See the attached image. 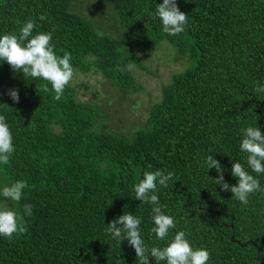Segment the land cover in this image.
<instances>
[{"label": "trees", "instance_id": "1", "mask_svg": "<svg viewBox=\"0 0 264 264\" xmlns=\"http://www.w3.org/2000/svg\"><path fill=\"white\" fill-rule=\"evenodd\" d=\"M106 2L120 39L94 26L83 0H0V36L19 35L31 19L33 36L51 33L56 54L71 53L74 73L100 74L126 94L138 89L134 68L163 41L189 65L163 87L145 125L127 136L102 130L99 106L80 100L72 81L57 101L47 81L0 60V115L15 148L0 164V209L15 211L27 229L12 240L0 236V264H139L128 241L107 232L128 213L142 218L149 249L184 231L194 249L210 253L207 264H264V192L251 194L246 205L232 199L205 164L208 155L218 160L231 187L239 162L264 188V174L248 167L240 149L242 128L264 133V92L253 91L264 86V0H176L188 19L176 36L153 15L163 0ZM128 64L132 71L118 70ZM45 84L50 91H41ZM10 90H18L19 102ZM157 170L175 174L155 193L175 223L164 240L151 232L153 205L136 200L133 190L145 171ZM17 181L27 182L21 200L3 197L2 189ZM25 204L33 206L31 216Z\"/></svg>", "mask_w": 264, "mask_h": 264}, {"label": "clouds", "instance_id": "2", "mask_svg": "<svg viewBox=\"0 0 264 264\" xmlns=\"http://www.w3.org/2000/svg\"><path fill=\"white\" fill-rule=\"evenodd\" d=\"M162 21L163 32L169 36H176L185 30L188 23L187 15L183 13L176 0H163L158 4L155 13ZM40 19H45L41 16ZM19 24L20 22L17 21ZM35 22L31 19L26 21L20 28L19 35L4 34L0 36V60L7 62L16 72H22L24 77L39 78L47 81L54 91V99L59 101L66 86L73 79L74 69L70 63L71 53L63 51V56L56 54L55 46L51 44L52 34L40 32L32 35ZM147 27V26H146ZM26 42V43H24ZM134 64L120 67L118 70L132 71ZM41 91L48 92L47 84L41 85ZM255 93L264 92V86L257 84L253 90ZM11 99L19 102L18 90H10L8 93ZM30 126V125H29ZM243 139L240 144L242 152L247 153L246 162L248 167L256 174H264V133L258 127H246L241 129ZM15 151L13 137L6 123L5 117L0 115V164L7 165L10 157ZM208 169L215 168L219 173L215 179L216 185L221 186L222 191H230L232 199H236L243 204L248 203L251 194L260 191L264 192L260 181L245 170L241 163H233L232 175L238 178V184L229 186L224 179V169L220 162L208 155L205 160ZM151 167V166H149ZM173 172L165 174L164 171H145L143 179L133 187L136 200L143 201L144 204H151L152 221L154 227L151 232L158 240H164L169 235V230L175 228L174 218L166 215L159 203L156 193L157 185L167 187L168 181L173 179ZM27 187L26 181H17L11 186L2 189V195L12 201L19 202L22 198L23 190ZM24 213L28 216L32 214V205L25 204ZM141 217H136L131 213L123 214L108 224L107 232L117 241L127 240L134 248L139 264H149V258H155L156 264L166 261V264H207L210 253L203 248L194 249L190 241L186 239L184 231L177 232L174 237L163 247L147 248L141 238L140 224ZM23 222L18 221L17 213L10 209H0V236L12 240L15 235L26 232Z\"/></svg>", "mask_w": 264, "mask_h": 264}, {"label": "rangeland", "instance_id": "3", "mask_svg": "<svg viewBox=\"0 0 264 264\" xmlns=\"http://www.w3.org/2000/svg\"><path fill=\"white\" fill-rule=\"evenodd\" d=\"M83 13L100 32L120 39L121 30L110 15L111 4L106 0H83ZM141 66L134 68L138 89L123 93L108 79L95 73L76 72L72 84L82 101L96 103L104 117L106 126L127 136L133 135L144 126L151 107L162 98L163 87L175 73L189 65L187 56H181L168 41H163L151 56L143 57Z\"/></svg>", "mask_w": 264, "mask_h": 264}]
</instances>
